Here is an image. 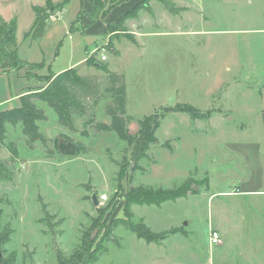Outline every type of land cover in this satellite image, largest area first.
Returning a JSON list of instances; mask_svg holds the SVG:
<instances>
[{
    "label": "rangeland",
    "instance_id": "rangeland-1",
    "mask_svg": "<svg viewBox=\"0 0 264 264\" xmlns=\"http://www.w3.org/2000/svg\"><path fill=\"white\" fill-rule=\"evenodd\" d=\"M43 1L0 0V21H16L21 60H36L45 53L42 44L28 45L24 41L29 37L28 31L25 35L24 32L32 23V4H35L32 9L36 7L45 15L47 24L57 22L56 38L63 36L70 20L72 6L63 10L69 2ZM137 1L124 0L118 10L131 8ZM262 1L167 0L166 4L158 1L165 27L184 22L196 32L187 36L147 37L140 59H128L125 55L123 59L114 60L119 54L115 42L123 40L128 44V40L133 39L134 32L126 26V20L138 12L106 25L104 32L86 45L84 67L71 68L79 75L103 77L104 72L98 66L102 63L106 69L111 67L124 76L125 111L132 118L129 135L137 131L138 119L175 103H189L207 113L203 118H193L185 112H164L154 134L157 142L151 144L145 157L139 160L142 170L131 169L127 141L120 140L114 132H96L91 125H84L89 120L109 121L104 114V105L109 100L106 96L95 103L81 99L84 114L72 115V130L58 123L56 113L45 102L33 99L46 117L37 121L38 130L46 141H36L31 148L25 142L19 122L5 124L0 138V161L13 175L9 181L0 180V236L9 230L8 240L0 244V258L4 259L0 264H57V252L69 255L76 249L81 231L89 225L91 217L102 213L110 220L126 218L124 195L130 185H143L154 191L161 189L148 196L149 201L155 202L172 192H183L158 205L148 201L129 205L134 223L143 224L153 232L170 228L178 231L155 243L146 242L124 225H118L90 264H264V216L248 221L253 214H264V203L257 209L245 197L230 194L233 181L237 179L229 172L234 160L219 144L214 148L207 145V141L212 143L210 140L224 137L218 118H209L217 110L221 117L226 116L223 121L229 124L223 131L227 137L231 132L230 136L251 132L258 138L257 131H245V126L239 129L241 122L246 124L254 115L246 113L245 109L237 110L234 103L240 100L245 86L264 87V33L244 34L237 30L242 25H264L255 12L257 6H263ZM77 4L78 1L73 2V6ZM82 4L71 18L69 32L82 33L89 25L86 16L89 8H85V0ZM179 6L184 7L185 12ZM108 7V2L102 3L100 9ZM245 11H253L255 15L247 13V21L240 23L238 17ZM177 12L183 21L168 19L169 13L179 18ZM96 27L94 25L93 29ZM220 27L235 30L218 35L216 30ZM70 43L71 40L66 39L59 46L52 58L51 70L65 67L84 55L79 43L74 47ZM171 51H174V59L168 56ZM101 54L106 55V61L99 59ZM236 60L244 64L238 71L233 70ZM40 62L42 66H38L39 62L23 61L18 69L6 63L0 67L7 74L0 75V100L8 99L0 110L16 104L15 96L26 88L44 86L54 76L45 71L44 60ZM246 76L247 80L242 78ZM251 98L249 105L253 111L256 98ZM207 122H211L215 130H210ZM83 130L86 135L81 134ZM195 133L196 137H203L205 143L203 148L207 151H202V155H197L198 148L193 146L200 143ZM176 136L181 139L172 138ZM166 141L168 147L162 146ZM10 144L15 146L14 155L8 149ZM242 175L239 172V176ZM93 193L99 202L96 206L91 200ZM101 195L106 199L100 203ZM217 221L229 224L226 232L221 230L222 237L219 234L221 245L209 243V232L217 228ZM102 233L101 228L93 231L96 241Z\"/></svg>",
    "mask_w": 264,
    "mask_h": 264
},
{
    "label": "trees",
    "instance_id": "trees-1",
    "mask_svg": "<svg viewBox=\"0 0 264 264\" xmlns=\"http://www.w3.org/2000/svg\"><path fill=\"white\" fill-rule=\"evenodd\" d=\"M91 4L86 16L88 24H91L96 19L103 17L111 7L119 4L124 0H88ZM150 0H142L137 3L131 10L127 11L119 19L123 21L129 15L135 16L141 8L148 9ZM167 3V0H158ZM65 3L69 0H64ZM109 3L106 10L100 9L102 3ZM169 9V8H168ZM35 18L33 24L28 31V35L35 39L40 37L47 26L45 15L36 7H33ZM16 42V21H0V66L7 64L10 68L18 69L22 66L23 61L18 57ZM42 66L43 63H37ZM99 69L104 72L103 77L96 75H79L75 69H66L52 76L44 86L30 89L19 96L20 105L8 110L0 111V138L4 134V126L8 124L20 123L22 125V134L25 137V142L28 147L36 141L45 143L46 139L39 132L37 121L45 119L43 110L37 108L33 99L45 102L57 116L58 123L70 130L73 129L72 115H83L84 105L81 99H91V102H96L102 96L109 98V101L104 105V114L108 116V122L92 120L86 121L85 126L91 125L96 132L109 131L114 132L120 140L127 141L129 148V159L131 169L143 168L139 165V160L145 157V151L148 150L151 144L157 142L154 135L160 124V118L164 112H185L193 118H203L207 113L188 103H175L173 106L163 107L153 113L143 116L137 120L138 129L133 135L128 133V125L132 118L125 111L126 90L124 76L121 73L109 71L102 63H99ZM82 135H86L83 130ZM168 142L162 143V146H168ZM8 149L14 155L15 146L10 144ZM12 171L9 167L0 161V180L9 181L12 179ZM161 190V189H159ZM159 190H156L157 192ZM154 190L143 185H130L128 191L124 195L125 198V214L126 218L109 219L108 215L102 213L96 217L90 218L89 225L81 231L80 241L78 246L69 255H64L57 252V264H90L94 262L102 251L104 240L111 237L112 230L118 225H124L128 230L133 232L138 238L144 239L146 242L158 243L165 239L168 235L178 231L176 228H170L161 232H153L143 224H136L131 220L133 216L129 210V205L132 203L142 204L146 201L160 204L164 200L175 199L183 194V192L167 194L162 199L149 201V194H155ZM167 192V190H163ZM96 228L103 230L102 235L96 241L93 231ZM9 230L7 229L0 236V244L8 240ZM4 261L0 258V262ZM12 264V263H11Z\"/></svg>",
    "mask_w": 264,
    "mask_h": 264
},
{
    "label": "crops",
    "instance_id": "crops-1",
    "mask_svg": "<svg viewBox=\"0 0 264 264\" xmlns=\"http://www.w3.org/2000/svg\"><path fill=\"white\" fill-rule=\"evenodd\" d=\"M45 1V0H44ZM43 1V2H44ZM53 2H55L54 0H51ZM74 1H78L79 4H77L76 6H73V2ZM86 4H85V8H89L91 6L90 2L88 0H85ZM142 0H138L131 8H127L126 10H118L120 4L114 5L113 7L110 8V10L103 16L100 17L98 19H96L94 22H92L91 24H89L86 28H84V31L81 33L80 31H71L69 32L67 30V27L69 26V23L71 21V18L75 15V12H77V10L79 9L80 6H83L82 4V0H70L69 3L63 8V10H68L71 6L73 8L70 20L68 21V23L65 25L64 27V34L61 38H56L54 36V31L56 29V23H51V24H47L45 31L43 32V34L38 37V38H31L30 35L28 37V41L24 39L25 43L28 45H31L32 43L36 44V45H40L42 44V46L44 47L45 53H43V55H40L39 58H37L36 60H22L25 62H40L42 60H44L45 63V71L48 70L50 71V73L52 74H57L58 72H61L63 70L69 69L71 67H79L85 62L86 58H87V48L86 45L90 44L91 41L94 40V37L97 34H102L105 30L106 25H110L112 23H114L115 21L119 20L120 17L122 15H124L127 11L131 10L137 3L141 2ZM42 2V3H43ZM123 2V1H122ZM158 0H150L148 2V9L147 8H141L137 15L135 17L129 18L126 20V26L131 28L132 31L134 32V36L133 39H131V41L128 40V44L124 43L123 40H119L115 42V48L117 49V51L119 52L118 55H116L114 57V60H119V59H123L125 58V55L128 57V59H132L133 57H135L134 59H140L143 58V50H145V46H144V39L147 37H157V36H187L190 33L196 32L194 31L195 29H191L189 27V25H184V22H181L180 24L177 23H172L171 25H169V27H165L163 25V21H162V17L160 16V14L162 15L163 10L160 9V5L159 3H157ZM121 3V2H120ZM263 6L260 5L259 7L257 6V9L255 10V12H257V17L260 19H263L264 21V0L262 1ZM41 4V3H40ZM35 4L31 5V11H32V23L30 25V27L24 32V35L27 31L30 30L34 18H35V14L34 11L32 9V6H34ZM180 10H182L183 8L181 6L178 7ZM247 11V10H246ZM246 11L243 13V15H240L238 17L240 23L242 21H247V17L248 15L254 16L255 14L253 13V11H248V15L246 13ZM63 12V11H62ZM182 12H185L182 10ZM110 13L113 14V16H109ZM165 14H168V12H164ZM171 16L168 17L169 18H173L174 20H179V21H183V19L180 20V17L178 15L177 12V17L179 18H175L174 15L175 14H171L169 13ZM189 14V13H187ZM171 21V20H170ZM94 25H97V29H93ZM234 28H218L216 30L217 34H222V32L226 31V30H231ZM235 30V29H234ZM239 30L241 33L244 34H249V33H264V25L263 26H241V28L237 29ZM75 35H77V39L75 38ZM24 38V36H23ZM70 39L71 43L73 45V47L75 45H77L79 43V45L82 47L83 49V56L79 57L78 59H76L75 61L69 62L67 64V66L65 67H61L58 68L56 70H51V61L52 58L54 56H56L55 54L57 53V50L59 48L60 45H62V43L65 40ZM18 48V45H17ZM124 48V49H121ZM173 48V46L171 47ZM18 50V49H17ZM124 50V51H123ZM127 51V52H126ZM157 57V55H155ZM171 59H174V51L169 52V55ZM100 57V56H99ZM106 61V60H105ZM252 62V61H251ZM234 69L235 71H238L239 68H243L244 64L242 65L238 60H236L234 62ZM232 66V67H233ZM1 67V66H0ZM111 67H109V71H113L110 69ZM228 71L231 70L230 67L226 68ZM42 72V71H41ZM40 72V73H41ZM115 72V71H113ZM7 75L5 73L4 70H0V75ZM22 77H24L23 75H20ZM25 78V77H24ZM244 79H248V77H242ZM26 79V78H25ZM221 84L220 86H222L223 84V79L221 78ZM253 85V84H251ZM219 86V87H220ZM37 86H33L31 89L36 88ZM28 89L30 88H26L22 93L18 94V96H15L16 99L18 100L16 102V104L14 105H8L4 108H2V110L0 111H4V110H8L10 108L16 107L20 105V101H19V96L25 92L28 91ZM126 90V88H125ZM242 92L240 93V100H236L234 103V107L238 110V109H245L246 113H252L254 116L252 118V120H249L246 124H244L243 122H241V126L239 127L240 130H243L244 126L246 128L245 131H257V135L258 138L254 137L252 135L251 132L248 133H241V134H232L229 133V136L227 137V134H225L227 128H229V124L227 125L226 121H223V119L226 118V116L221 117L220 113L218 110L215 112L213 117L209 118H214L215 116L218 118L217 120L219 121V123L221 124V133L224 136L223 138L220 136L219 138H215L214 140H210V142L212 143H208L207 141V145L208 146H213L212 148H214L215 144H219L220 146H222V148L224 149L225 153H229V157L232 158L234 160V162L232 163L231 168L229 169V172H231V176L233 177H237L236 180H234V184L232 185L233 187L231 188L232 191L230 192L231 195L233 196H241V197H245L246 200H248L249 202H251L252 206H254L255 208H259V206H263L264 203V87L257 89V87L255 88L254 86H245V88H242L241 90ZM126 95V94H125ZM251 97L256 98L254 104H255V108L252 111L249 105V101H251ZM109 99V98H108ZM8 99L4 98L0 100V106H2L1 104L4 103L5 101L7 102ZM109 101V100H108ZM107 101V102H108ZM19 102V104H17ZM189 104V103H188ZM126 105V104H125ZM192 105V104H191ZM194 106V105H193ZM196 107V106H194ZM198 108V107H196ZM200 109V108H198ZM210 123V124H209ZM213 123V122H212ZM131 124V122L129 123V125ZM207 124H209V128L210 130H215L213 128V126L211 127V122H207ZM128 125V127H129ZM206 128V126H205ZM230 131H232V128L230 127ZM196 137V133L194 135ZM180 136H176V137H172V138H178ZM181 139V137H180ZM179 139V140H180ZM196 140H198L200 143H202V147L200 146V143H193V146H197L196 151L198 152L197 155H202V151L206 152V148H203L205 146L203 137H196ZM176 143H178V141L176 142L175 140V145ZM168 147V146H167ZM215 152V151H214ZM239 172H242L244 175L239 176ZM257 203H261V204H257ZM264 208V207H263ZM237 209V208H235ZM256 210V209H255ZM264 216V214H253V216L251 217V219H249L248 221H252V220H256L258 219V217ZM233 221H231L230 223H232ZM242 223V222H239ZM215 225H217V228H212L213 230L217 231L221 237H222V233L221 230L225 229L226 232V226L229 224H225L223 223V221H217L215 223ZM221 243L222 239L220 240ZM221 243L219 245H221Z\"/></svg>",
    "mask_w": 264,
    "mask_h": 264
},
{
    "label": "built area",
    "instance_id": "built-area-1",
    "mask_svg": "<svg viewBox=\"0 0 264 264\" xmlns=\"http://www.w3.org/2000/svg\"><path fill=\"white\" fill-rule=\"evenodd\" d=\"M99 59L101 61H105L106 60V55L101 54ZM105 199H106V196L105 195H101L100 203L103 202ZM209 243L213 244V245H216V244L220 243L219 233L217 231L213 230V229H211L210 232H209Z\"/></svg>",
    "mask_w": 264,
    "mask_h": 264
},
{
    "label": "water",
    "instance_id": "water-1",
    "mask_svg": "<svg viewBox=\"0 0 264 264\" xmlns=\"http://www.w3.org/2000/svg\"><path fill=\"white\" fill-rule=\"evenodd\" d=\"M91 200H92V203H93V205H98V200H97V196L95 195V193H93L92 194V196H91Z\"/></svg>",
    "mask_w": 264,
    "mask_h": 264
}]
</instances>
